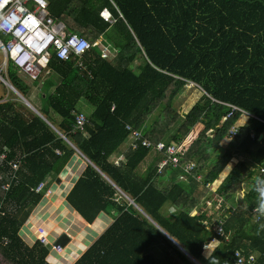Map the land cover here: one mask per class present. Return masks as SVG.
Masks as SVG:
<instances>
[{"label":"trees","instance_id":"obj_1","mask_svg":"<svg viewBox=\"0 0 264 264\" xmlns=\"http://www.w3.org/2000/svg\"><path fill=\"white\" fill-rule=\"evenodd\" d=\"M49 1V13L67 32L90 43L107 34L119 52L112 61L93 47L78 61L53 54L46 73L36 80L42 82V106L36 108L57 130L17 102L0 103V149L22 162L18 179L0 194L2 261L50 264L46 245L37 240L30 246L20 233L76 146L93 165L87 164L70 191L69 205L89 224L100 213L118 215L75 264H239L237 253L243 264H264V219L255 221L254 213L264 207V173L254 169L264 171V137L259 139L264 133V0ZM104 8L113 22L100 17ZM8 77L30 100L29 87L13 69ZM187 93L180 116L172 103ZM83 99L93 110L84 131L74 133ZM231 106L246 112L248 120L236 123L242 113ZM197 123L211 132H200L190 143L199 126L189 131ZM127 125L142 130L153 143L179 142L189 132L179 166L169 163L157 173L166 153L156 152L153 163L139 174L138 166L151 151L142 146L126 154V163L110 162V155L131 140ZM232 127L237 128L235 135L229 132ZM224 136L230 138L227 147L205 165L199 180H177L180 165L196 164L213 149L215 138ZM235 153L245 161H233ZM226 168L215 192L225 208V235L218 236L213 229L217 216L206 217L207 202L193 193L207 198L212 193L204 188L218 182ZM250 179L253 186L241 196ZM42 182H47L45 189L36 192ZM213 240L218 247L205 257L204 247Z\"/></svg>","mask_w":264,"mask_h":264},{"label":"built area","instance_id":"obj_2","mask_svg":"<svg viewBox=\"0 0 264 264\" xmlns=\"http://www.w3.org/2000/svg\"><path fill=\"white\" fill-rule=\"evenodd\" d=\"M0 3L3 5L0 6V24H3V27H0V51L4 53L6 60H11L12 65L18 71H26L35 79L53 54L58 59L69 60L80 58L89 49L90 44L84 37L77 33L67 32L63 24L54 20L49 13V0H0ZM102 15L105 20L108 19L104 13ZM81 48L82 50H80ZM3 81L8 85L7 81ZM231 107L235 113L246 114L235 106ZM233 112L225 120L230 118ZM86 122L84 113L76 114L72 127L73 132H83ZM236 132V127L230 129L231 135ZM144 143L150 145L147 141ZM156 146L159 150L164 148V144L161 142ZM164 150L166 156L160 166L166 163L179 166L180 155L184 150L181 145L169 144L165 146ZM5 157L6 154L0 152V163L5 160ZM9 164L15 170L19 168V162L10 161ZM194 168L195 164L192 162H187L184 165V170L190 173ZM8 187L9 185H5L3 189L8 190ZM44 188L45 185L40 184L36 191L40 192ZM254 213L257 220L264 216V210L260 208H256ZM221 224H223L222 220ZM223 232V225H221L218 227V234L223 235ZM236 256L239 257L238 262L243 263L240 253H237ZM250 260H253V257Z\"/></svg>","mask_w":264,"mask_h":264},{"label":"rangeland","instance_id":"obj_3","mask_svg":"<svg viewBox=\"0 0 264 264\" xmlns=\"http://www.w3.org/2000/svg\"><path fill=\"white\" fill-rule=\"evenodd\" d=\"M100 40L102 42L101 43V46L99 47V45H98V47H96V50L101 54V56H103L104 58L106 57L108 60H110L108 58L109 57V55H108L109 52L105 53L106 51H105L104 45H109V48H110V47H112V45L110 44V42L111 43H113V42H112V40L110 39V37L107 34H104L103 39L100 37ZM113 45H114V43H113ZM116 52H119L118 49H116ZM3 59H4V55H3V53L0 52V72H1L0 75H2L4 78H6L7 73H8V70L11 67L8 69V66L3 65L2 64L3 63ZM113 59H111L110 61H112ZM20 75H22V80H23L24 77H26V78H24V79H26V81H29V82L31 81L28 76L23 75V74H21L19 72V74H18L19 78H20ZM6 88H7V91L9 90L10 92H14L15 93V91H13V89L10 88V86L6 85ZM187 88H189V86ZM4 89H5V85L0 80V97H2V96L5 97V94L6 93L4 92ZM187 90H189V89H187ZM188 92H190V90ZM14 93L13 94L11 93L10 98L12 99V97L14 95V98L13 99L14 100H17L18 99V96L16 95V93L15 94ZM188 96H190V93H187L185 95L182 94L179 97L175 98L174 99V102L172 103V109L174 111H176V112L179 109V112H177V113L180 116L183 115L184 104L186 103L185 98L188 97ZM18 101H20V100L18 99ZM77 109L80 110V112H83L85 115H89L91 113V111L93 110V108L89 104H87L84 99L79 102V104L77 105ZM52 115L54 117H56L57 119H59L56 115H54V114H52ZM244 119H247V117H244ZM236 123H239V122L237 121ZM194 127H196V126H193L190 129L189 132H191ZM198 129H200V128L198 127ZM200 130H202V129H200ZM208 131H211V130H207L206 132L209 133ZM188 133H187V135H188ZM227 145L228 144L225 143L223 140L220 141L219 144L217 145V141H216V138H215V143L213 144V147H215V146L217 147L218 146L217 148H215V150L217 149L216 151H218L221 148H226ZM209 151H211V150H209ZM231 151H234V150H231ZM216 153L215 154H213V153H205V154H203L198 159V161L196 163V167H197V169L199 170L200 173L205 168V165L207 163L211 162V160L215 157ZM76 155H78L80 157V153L79 152H76L74 154V157H73L72 161L74 159H76V158H77L76 160H78V156H76ZM239 160L245 161L244 158H243V156L241 154L235 153L234 154V160L233 161L237 162ZM73 163H70V165L73 164ZM229 165H232V164H229ZM228 169L229 168H226V170L223 171V173L221 174V178H220V180L218 182H216L213 185L207 186V189L204 188L205 190H208L209 192L212 193V194H209L207 198H206V196H205L204 193H196V191H194V193H193V195H195V196H199L200 195V197L203 198V200H205V202L208 201L205 204V207H204V210L206 211V215H205L206 217H213L214 215H216V216L219 215V216H222V217L224 216V212L223 211H221L220 213H217V212H219L218 209H219L220 204H219V201H218L219 196L217 194H215V192H217V190L219 189L220 183L222 182L223 178L227 174ZM254 169H255V172L257 174H260L261 175V174L264 173V171L260 167H255ZM195 171H196V169L194 168V170L191 172V174H194ZM191 174H187V175H189L190 178H193L195 180H199L198 178H194L193 175H191ZM190 178L188 180H185V181H189ZM253 180L254 179H250L246 183H244L243 190H241L242 191L241 192V196H242V194L244 195L245 191H248L253 186V184H254L253 183ZM1 188L2 187L0 186V194L3 195L2 191H1ZM262 194L264 195V192ZM41 208H42V210L40 212H38L37 214H30L29 215L28 221L22 227V232L20 233V234H22V237L24 239H27V237L30 238V240H29L30 246H32L33 243L36 242L39 239H43V238H46L47 239V238H49V236L54 233V232L49 231V230H51V228H55V225L54 224H56V226H59L60 225V228L62 230L65 227L64 225H62V223L60 221L59 222H56L55 221V218H53L51 216V214L45 217V214H47L49 212L44 213L45 210H47V208L46 207H43V206ZM66 208L67 209H64L63 208V210H62V211H65V213H66L65 214V217H67L69 214H76L74 212V210H73L72 207L67 206ZM66 210H67V212H66ZM168 210L169 211H174L175 208L170 207V208H168ZM164 211H166V208H164ZM33 215H35L36 217H33ZM78 215L79 214H76V217ZM83 222H84V225H82V228H80L76 232H71V231H69L68 228H66L67 232L70 233V235L72 237L70 239H68L67 242L65 241L66 243L64 245H62L61 247L53 248V250L51 251V253L47 257V260H48V262L50 264H75L82 257V255L85 253V248L87 246L85 244V241L88 240L89 242H91L96 237V233L93 232V231L98 232V231L106 230L109 227V225L113 222V218L111 219L110 222L105 223V225L103 226L102 230H100V229H94L92 231V227H93L94 224L99 225L101 223L106 222L105 221V218L103 217V215L101 213L94 220L93 225L92 224H88L86 221H83ZM204 222H207V220L204 219ZM31 223H32V225H31ZM65 223H66V221H65ZM66 224H68V223H66ZM82 232H86V234L85 235L84 234H81ZM31 235L33 237H31ZM54 235H56L55 236L56 238H58L60 236L59 233H57V232ZM74 238L77 239V240L80 239V243H82L83 245H79L80 244L79 242L76 243L77 245H74L73 242H72ZM218 244H219V242L217 240H214L211 243H209L206 247H204V250H203L204 251V256L205 257H208V256L211 257L212 254L217 249ZM0 264H6V263H4L2 261L1 256H0Z\"/></svg>","mask_w":264,"mask_h":264},{"label":"crops","instance_id":"obj_4","mask_svg":"<svg viewBox=\"0 0 264 264\" xmlns=\"http://www.w3.org/2000/svg\"><path fill=\"white\" fill-rule=\"evenodd\" d=\"M101 38L103 39V37L101 36ZM100 42V41H99ZM110 44L112 45V47H110L109 48V46L108 45H104V47H105V53H107V52H109V59L111 60V59H113L114 57H115V55H116V49H118V47H116V45H113V43H111L110 42ZM1 52V51H0ZM2 53V52H1ZM3 55H4V53H3ZM107 59V58H106ZM50 60V59H49ZM6 63V64H5ZM48 63V62H47ZM47 63L44 65V67L45 66H47ZM3 65H5V66H8V73H9V71L11 70V69H13L14 70V72L18 75L19 74V72L21 73V74H23V75H26V76H28L29 77V79L31 80L30 82L29 81H26V79H24V78H26V77H24L23 78V80H22V75H20V79L22 80V82H23V84H26V86L27 87H29V90L30 91H28V94H29V98H30V100H28V99H26V98H24L22 95H21V93L13 86V84H12V82H11V80L9 79V77H8V73H7V76H6V78L8 79H6V78H4L2 75H1V77H3L4 79L3 80H5V81H7V84H8V86H10V88H12L13 89V91H15V93H16V95L18 96V99L23 103H21L20 101H18V99L17 100H14L13 98H14V95H13V97H12V99L10 98V95H11V93L13 94L14 92H10L9 90L7 91V88H6V84H5V82L2 80V78L0 79L2 82H3V84L5 85V89H4V92L6 93L5 94V97L4 96H2V97H0V103H5V102H17V104H19L20 106H22V107H24V108H28L29 110H31L32 112H34L37 116H39V117H41V113L39 112V110L36 108V107H38V108H40L41 106H42V102H40V98H39V95L40 94H42V90H41V88H40V86L42 85V82L40 81V82H38V84H36V80L40 77V75H43L44 73H46V70L44 69V67H43V70H42V72L39 74V76L37 77V78H33L29 73H27L26 71H18L17 69H16V67H14L12 64H11V61L9 60V59H7L6 60V58H5V55H4V59H3V63H2ZM3 67V66H2ZM45 70V71H44ZM44 72V73H43ZM1 73V72H0ZM43 73V74H42ZM28 84V85H27ZM14 93V94H15ZM19 94H20V96L23 98H20V96H19ZM4 95V94H3ZM32 103H34V104H32ZM27 102L29 103V104H27ZM36 105V106H35ZM32 107V108H31ZM41 115H40V114ZM81 113V112H80ZM83 113V112H82ZM88 115H86V117H87ZM54 117V116H53ZM42 119H46L43 115H42V117H41ZM54 119H57L56 117H54ZM54 130H57L55 127H53V125H51L48 121H47V119L45 120ZM239 123H245L247 120L246 119H244V116H239V119L237 120ZM194 126H199V128L200 129H202V130H200L199 129V132L191 139V141H190V143L194 140V138L200 133V132H206L207 130H211V129H209L206 125H204L203 123H197V124H195ZM195 128V127H194ZM206 130V131H205ZM208 132H211V131H208ZM185 137V136H184ZM184 137L181 139L182 140V142H183V140H184ZM229 138H227V137H219V138H217L216 139V141H217V145L219 144V142L220 141H224L225 143H229V140H228ZM226 140V141H225ZM181 143V142H180ZM189 143V144H190ZM127 147H128V145H127ZM188 147V146H187ZM218 147V146H217ZM216 146L215 147H213V149L211 150V151H209V152H207V153H213V154H215L217 151V149L215 150L214 148H217ZM120 151V150H119ZM0 152L1 153H5L6 154V156L9 158V151L7 150V149H5V150H2V149H0ZM122 152H124V149H122L120 152H116V153H114L113 155H112V157H116V156H118V155H120ZM240 154V153H239ZM155 155H156V152H154V151H150L148 154H146L145 155V157L143 158V160L141 161V163H140V165L138 166V168H137V171L139 172V174H143L145 171H146V169L153 163V160H154V157H155ZM242 155V154H241ZM76 156H78V155H76ZM243 156V155H242ZM74 157V156H73ZM111 157V158H112ZM244 158V157H243ZM73 159V158H72ZM72 159L67 163V165L64 167V169L60 172V174L58 175V177L52 182V184L50 185V190H51V193L50 194H47L46 196H44V198H43V200L40 202V204L38 205V206H40L39 208H35L34 210L35 211H33L32 212V214H37L38 212H40L41 210H42V206L43 207H46L47 208V210H45V212L44 213H47V212H49V213H47V214H45V217L46 216H48V215H50L51 214V216L53 217V218H55V221L56 222H61L62 223V225H64L65 227H64V229L62 230L61 228H60V225L59 226H56V224H54L55 225V228H51V230H49V231H51V232H54L53 234H51L50 236H49V238H47V240H48V242H53L54 240H55V236L56 235H54L56 232L57 233H59V235H61L62 233H64V232H66V233H68L67 232V230H66V228H68L69 229V231H71V232H76V231H78L80 228H82V225H84V222L83 221H85L80 215H78L77 217H76V214H78L76 211H74L76 214H69L67 217H65V211H62L63 210V208L64 209H67L66 207L67 206H70L68 203H67V200H66V198H67V195L69 194V192L72 190V188L74 187V185L76 184V182L78 181V179L80 178V175L82 174V172L84 171V169H85V167L87 166V161L85 160V159H83L81 156L79 157L78 156V160H76V159H74L73 161H72ZM72 161V162H71ZM19 162V164H20V166H21V160L20 161H18ZM74 162V163H73ZM70 163H73V164H71L70 165ZM60 178V183H57V180ZM177 180L178 181H184V182H187L188 183V181H185L183 178H181V177H177ZM218 191V190H217ZM240 201V197H237L236 198V202H239ZM66 206V207H65ZM45 208V209H46ZM66 212H67V210H66ZM102 215H103V217L105 218V221L106 222H104V223H101V224H99V225H96V224H92L93 225V227H92V231L94 230V229H100V230H102V228H103V226L105 225V223H107V222H110L111 221V219L114 217V215H116V213L114 214V215H107L106 213H101ZM33 217H36L35 215H33ZM65 221H66V223H68V224H66L65 223ZM31 225H32V223H31ZM53 225V224H52ZM53 225V226H54ZM76 226V227H75ZM40 230V229H39ZM105 230H102V231H98V232H96V231H93V232H95L96 233V237L93 239V241H91V242H89L88 240L87 241H85V244L87 245L86 246V248H85V251L93 244V242L98 238V236H100L103 232H104ZM89 233V232H88ZM70 234V233H69ZM68 234V235H69ZM81 234H86V232H82ZM31 237H33L32 235H31ZM72 237V236H71ZM27 239L28 240H30V238L29 237H27ZM79 240V241H78ZM75 239L74 238V241H73V244L74 245H77L76 243L77 242H79L80 243V239ZM79 245H83L82 243H80Z\"/></svg>","mask_w":264,"mask_h":264},{"label":"clouds","instance_id":"obj_5","mask_svg":"<svg viewBox=\"0 0 264 264\" xmlns=\"http://www.w3.org/2000/svg\"><path fill=\"white\" fill-rule=\"evenodd\" d=\"M0 6H3L2 5V3H0ZM102 13H104V16H107L108 17V19L107 20H105L104 19V17H103V15H102ZM100 17L103 19V21L104 22H109V23H111V22H113V19L111 18V14H110V12L107 10V9H103L101 12H100ZM0 27H3V24H0ZM73 33H77V32H73ZM77 34H79V33H77ZM81 35V34H80ZM82 36V35H81ZM83 37V36H82ZM102 37H104V35L102 36ZM85 38V37H84ZM86 39V38H85ZM87 40V39H86ZM88 41V40H87ZM100 41V42H99ZM88 43L90 44V47H89V49L90 48H96V47H98V45H99V47L101 46V40L99 39L97 42H94V43H90L89 41H88ZM109 46V45H108ZM88 49V50H89ZM80 50H82V48L80 49ZM88 50H86L85 52H84V54L88 51ZM98 52V51H97ZM116 52V51H115ZM83 54V55H84ZM100 54V53H99ZM82 55V56H83ZM101 55V54H100ZM82 56L80 57V58H75V59H73V58H71V59H69V60H65V61H71V60H82ZM115 57H116V55H115ZM102 58H104L103 56H102ZM104 59H106V57L104 58ZM61 60V59H60ZM108 60V59H107ZM11 61V60H10ZM108 61H110V60H108ZM12 64V63H11ZM82 113V112H81ZM246 113V112H245ZM241 116H244V117H247V119L246 120H248V118L250 117L247 113L246 114H242ZM233 128V127H232ZM231 128V129H232ZM126 129L129 131V136H130V138H131V140L129 139V138H127V142H124V144L120 147V151L122 150V149H124V152H122L120 155H118V156H116V157H112V155L114 154V153H116V152H120L119 150H115V152H113L111 155H110V157H109V161L110 162H112L114 165H116V166H118V165H120V164H122V163H126L127 162V153L128 152H130V151H132V150H136L138 147H140V146H142V147H146V148H148V149H150L151 151H154V152H163V151H165L164 149H165V146H167V145H169V144H176V145H178V144H180L181 145V147H182V140H180L179 142H176V141H170L169 143H165L164 141H162V140H159V141H156V142H152V139L150 138V137H148L142 130H137V129H134V128H132L130 125H127V127H126ZM229 132H230V130H229ZM136 133H138V134H136ZM235 135V134H234ZM254 135V134H253ZM264 137V133H261L260 134V136H259V139L261 140L262 138ZM65 140L67 141V139L65 138ZM144 141H147V142H149L150 143V145H147V144H145L144 143ZM159 142H161V143H163L164 144V148L162 149V150H159L158 148H157V146H156V144L157 143H159ZM181 142V143H180ZM70 143V142H69ZM72 146H74L73 145V143H70ZM127 145H128V147H127ZM189 146V145H188ZM186 149H187V147H186ZM186 149H184L183 150V153L185 152V150ZM75 150H76V152H79L80 153V156L83 158V159H85L86 161H87V164L88 163H90L91 165H93V163L88 159V157H86L76 146H75ZM57 152H59V150H57ZM182 153V154H183ZM181 154V155H182ZM166 156V155H165ZM112 157V158H111ZM165 157H163L161 160H160V162H159V164H158V170H157V173H160V171L165 167V166H167L168 165V163H166L165 165H163V166H160L161 165V163H162V161H163V159H164ZM10 161H13L12 159H9L7 156L5 157V160L2 162L3 163V166L1 167V169H0V181H4V180H6V182L5 183H3V184H1L0 186L2 187L1 188V191H2V193H3V196L8 192V190L10 189V187H11V180H15V179H18V171H19V169H20V164H19V168L17 169V170H15L10 164H9V162ZM187 163V162H186ZM184 165H185V163L183 164V165H180L181 167H182V170H183V172H181V173H179L178 174V177H181V178H183L184 180H188L190 177H189V175H187V174H191L190 172H187V171H185L184 170ZM172 167H178V166H172ZM195 169H196V171H195V173L194 174H191V175H193V177L194 178H198V179H200V172H199V170L197 169V167H196V164H195ZM103 177L108 181V182H110V180L107 178V177H105V175L103 174ZM111 183V182H110ZM40 184H44L45 185V187H46V185H47V182H42V183H40ZM39 184V185H40ZM5 185H9V187H8V190H4L3 189V186H5ZM38 185V186H39ZM75 186V185H74ZM207 186H209V185H207ZM206 186V187H207ZM37 189V188H36ZM35 189V190H36ZM45 189V188H44ZM43 189V190H44ZM73 189V188H72ZM43 190H41L40 192H42ZM37 192V191H36ZM39 192V193H40ZM119 192L121 193V195H122V197H124L131 205H134L137 209H139L140 210V212H142L143 214H145L144 212H143V210H141L138 206H137V204L133 201V199H131L127 194H125L123 191H121L120 189H119ZM264 192V191H263ZM51 193V190H50V188L48 187L47 189H46V191H45V194H44V196H46L47 194H50ZM70 193V192H69ZM69 195V194H68ZM67 195V196H68ZM219 196V198H218V201H219V204L221 205V206H219V209H218V211L219 212H217V213H220L221 211H223L224 212V210H225V208H223V198L220 196V195H218ZM44 198V197H43ZM43 200V199H42ZM66 200H67V198H66ZM208 202V201H207ZM67 203H68V201H67ZM40 204V203H39ZM38 204V205H39ZM69 204V203H68ZM36 206V208H39L40 206ZM228 206V205H227ZM71 207V206H70ZM257 208H260V209H262V210H264V207H257ZM256 209V208H255ZM74 210V209H73ZM75 211V210H74ZM33 212V211H32ZM32 214V213H31ZM79 214V213H78ZM80 215V214H79ZM116 215H118V214H116ZM115 215V216H116ZM81 216V215H80ZM82 217V216H81ZM83 218V217H82ZM149 218V217H148ZM211 218H214V216L213 217H211ZM84 219V218H83ZM262 219H264V216L260 219V220H257L256 219V217H255V221H261ZM85 220V219H84ZM151 220V219H150ZM216 220H218V223L217 224H215L214 226H213V229H214V231H215V233H216V235H218V236H224L225 235V230H224V232H223V235H219L218 234V227L219 226H221V225H223V229H225V219H224V216L222 217V216H219V215H217V218L214 220V221H216ZM221 220H222V223L223 224H221ZM152 221V220H151ZM153 222V221H152ZM94 223V222H93ZM92 223V224H93ZM154 224H156L155 222H153ZM89 224V223H88ZM157 225V224H156ZM157 228L161 231V232H163L158 226H157ZM164 233V232H163ZM62 234H67V236L69 237V238H71V235L69 234V233H66V232H64V233H62ZM69 234V235H68ZM165 234V233H164ZM166 235V234H165ZM99 237V236H98ZM98 239V238H97ZM96 239V240H97ZM41 242H43L45 245H46V247H47V244H53L56 240H57V238L53 241V242H48V240L46 239V238H43V239H39ZM95 240V241H96ZM73 241H74V239H73ZM72 241V242H73ZM94 241V242H95ZM214 241V240H213ZM93 242V243H94ZM35 243V242H34ZM93 245V244H92ZM91 245V246H92ZM90 246V247H91ZM59 247H61V246H59ZM89 247V248H90ZM54 248H58V247H54ZM88 248V249H89ZM87 249V250H88ZM86 250V251H87ZM52 251V250H51ZM51 251L49 250V254L51 253ZM85 251V252H86ZM49 256V255H48ZM239 261V260H238ZM239 263V262H238ZM240 264V263H239ZM241 264H243V263H241Z\"/></svg>","mask_w":264,"mask_h":264},{"label":"water","instance_id":"obj_6","mask_svg":"<svg viewBox=\"0 0 264 264\" xmlns=\"http://www.w3.org/2000/svg\"><path fill=\"white\" fill-rule=\"evenodd\" d=\"M0 77H1V75H0ZM1 78L4 79L3 77H1ZM19 96H20V94H19ZM20 98H22V97L20 96ZM27 104H29V103L27 102ZM41 117H42V115H41ZM57 183H60V178L57 180ZM68 239H70V238L67 236V234H61L53 244H47V249L51 251V250H53L54 247L62 246L68 241Z\"/></svg>","mask_w":264,"mask_h":264}]
</instances>
